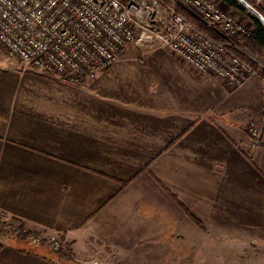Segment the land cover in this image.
<instances>
[{
  "label": "crops",
  "instance_id": "1",
  "mask_svg": "<svg viewBox=\"0 0 264 264\" xmlns=\"http://www.w3.org/2000/svg\"><path fill=\"white\" fill-rule=\"evenodd\" d=\"M132 62L81 88L31 69L0 74V213L68 248L0 235V264H200L217 259L199 250L208 236H264V161L256 151L259 172L248 161L239 123L198 118L173 88L153 91L152 76L142 89L116 85Z\"/></svg>",
  "mask_w": 264,
  "mask_h": 264
},
{
  "label": "built area",
  "instance_id": "2",
  "mask_svg": "<svg viewBox=\"0 0 264 264\" xmlns=\"http://www.w3.org/2000/svg\"><path fill=\"white\" fill-rule=\"evenodd\" d=\"M169 1L0 0V47L9 60L21 63L24 69L52 75L73 86L97 79L131 45L142 55L169 50L197 71L232 84L251 77L249 63L194 21L215 34L218 29L227 35H248L250 30L236 17L213 0ZM252 135L260 137L255 130ZM0 219L10 223L3 213ZM45 238L32 234L27 240L51 245L58 252L59 241Z\"/></svg>",
  "mask_w": 264,
  "mask_h": 264
},
{
  "label": "rangeland",
  "instance_id": "3",
  "mask_svg": "<svg viewBox=\"0 0 264 264\" xmlns=\"http://www.w3.org/2000/svg\"><path fill=\"white\" fill-rule=\"evenodd\" d=\"M212 2L221 10L236 17L248 30L252 28L251 25L253 24V20L251 17L255 15L249 9L246 8L247 12L243 13L233 8L231 9L221 0H213ZM261 7L262 8L255 7V9L258 11L264 10V6ZM194 21L197 25H201L199 21L195 19ZM216 35L218 34L216 33ZM223 35V39L228 45H235H231L233 54L240 57L242 60L244 59L243 61L249 63L253 67H251L253 69V74L242 84H232L208 73L199 72L184 61H181L183 59L169 50L165 49L166 51L156 52L148 56V54L142 55V53L133 50V48L128 51L127 48L129 46L121 53L118 59L119 61L117 60L118 62L116 61L109 69L105 70L100 75L108 72L117 63L123 62L121 66H124L126 60L138 59L139 62L127 63L128 65H134L138 69L135 70L134 67V69L130 67L124 68V72L119 75V83H116V85L118 84L126 87L132 78L134 79L133 82L137 85L136 87L142 89L144 88L143 83H147V81H145L146 75L152 76V81H155L154 85L156 87L154 89L152 88L153 91L159 90L160 86L173 88V92L176 93L177 98H182L183 102L197 104L201 111L198 118L207 114L204 117L209 118L219 128L221 127L220 125L224 124L225 120V118H222L219 114L221 112H227L233 121L239 123L237 128L240 131V140H244V143L251 145L253 150L251 153L249 152L248 161L251 163L252 167L255 168L257 164L255 156L256 151H259L260 160L263 159L264 161V52L257 55L250 49L237 43L231 36L227 34ZM173 61L176 63L172 64ZM147 66L149 68L146 69ZM16 67L20 68L25 74L33 72L30 69H24L21 63L9 60L3 48L0 47V74L11 75L14 70H18ZM97 79L88 82L86 85L94 83ZM60 81L65 83L62 80ZM138 82H140V84ZM65 84L69 85L68 83ZM70 86L81 88L85 85ZM108 89L112 88L109 87ZM253 130L260 135L259 138H255L252 135ZM262 165L264 167L263 162ZM256 170L258 171V169ZM261 173L264 175L263 172ZM186 213L189 220L198 228V231L207 234L204 223L193 217L191 213ZM9 222V224H4L0 219V235H3V237H18L19 234H21L18 233V224L11 220L10 217ZM50 238L51 237H46L45 239ZM55 238L59 241L61 246L58 253H67L68 248L61 237ZM256 238L258 239L261 237ZM227 240L229 239L208 236L205 241L203 240L200 242V252H210L217 256L215 260L211 259L209 262L205 260L200 261V264L207 262H211V264H264V236L252 244L229 242ZM223 254L227 255L225 259H223V257L218 258L219 255ZM183 263H190V261L183 260Z\"/></svg>",
  "mask_w": 264,
  "mask_h": 264
},
{
  "label": "trees",
  "instance_id": "4",
  "mask_svg": "<svg viewBox=\"0 0 264 264\" xmlns=\"http://www.w3.org/2000/svg\"><path fill=\"white\" fill-rule=\"evenodd\" d=\"M221 1H223L229 7L234 8L237 11L243 13L247 12V9L237 0H221ZM245 1H247L254 8L255 7L262 8L261 2L263 0H245ZM168 3H170L169 0ZM259 11L262 13V15H264V10H259ZM251 18L253 20V25L255 26V30L250 31L248 35H238V34L235 35L228 34V35L231 36L237 43L243 45L244 47L250 49L252 52L258 55L259 53L264 52V25L257 17L252 16ZM198 27L212 38L223 42L222 38H220L218 35L210 31L206 27L202 25H198ZM19 230L21 234H19L18 238H21L23 240H27L28 237L33 234L30 232H25L21 228H19Z\"/></svg>",
  "mask_w": 264,
  "mask_h": 264
},
{
  "label": "water",
  "instance_id": "5",
  "mask_svg": "<svg viewBox=\"0 0 264 264\" xmlns=\"http://www.w3.org/2000/svg\"><path fill=\"white\" fill-rule=\"evenodd\" d=\"M245 8L249 9L264 25V16L256 10L254 7H252L247 1L245 0H238ZM89 264H97V263H89Z\"/></svg>",
  "mask_w": 264,
  "mask_h": 264
}]
</instances>
